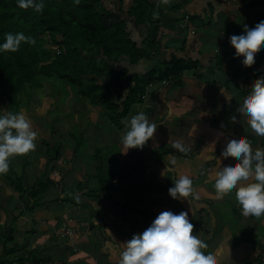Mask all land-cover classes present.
Here are the masks:
<instances>
[{"label":"crops","instance_id":"1","mask_svg":"<svg viewBox=\"0 0 264 264\" xmlns=\"http://www.w3.org/2000/svg\"><path fill=\"white\" fill-rule=\"evenodd\" d=\"M236 1L170 0L164 4L159 0L156 4L163 12L153 19L159 26L156 34L149 28L152 21L132 34L138 41L151 32V37L160 41L152 50L166 53L160 62L172 57L191 60L196 66L184 75L192 77L191 84L201 94L188 92L184 83L171 87L175 94L162 89L167 83L173 86L171 81L151 84L143 101L131 106L119 125L106 116L103 106L71 92L68 96L61 93L66 109L63 116H57V110L53 113L54 109L44 116H32L35 109L32 103L29 105L25 112L39 132L36 148L13 156L9 171L0 174V264H21V259L32 252L39 264H118L126 240L142 232L166 209L176 213L190 210L193 230L206 237V247L217 251L218 264H264V215L261 219L243 215L235 190L217 195L213 179L217 167L214 157L236 159L231 154L226 160L219 153L231 132L228 127L221 131L214 118L234 103L238 91L244 95L252 80L264 75V71L254 70L264 60V43L253 62H248L243 59V50L236 51L228 39L244 26L245 20L254 22L264 15L254 12L260 8V0L253 1L255 4L251 0ZM186 15L189 20L185 22ZM223 16L227 21L220 24L219 17ZM233 19L240 20L234 24ZM172 36L177 38L178 47L161 45L162 39L167 41ZM219 45L223 51H218ZM229 53L235 54L234 60H228ZM215 62L220 65L215 66ZM203 91L206 94L200 96ZM194 96L205 97L206 103L198 105L199 100L191 99ZM85 101L95 109L94 114ZM153 105L158 107L155 116ZM143 108L153 114L149 119L158 125L157 130L143 148L123 153L121 136L126 122L133 111ZM79 111L86 116H77ZM188 111L193 112L191 117L186 115ZM222 117L229 122L227 126L238 122L231 116ZM242 120L243 135L253 148H264L260 146L262 136L250 134L248 118ZM40 123L49 132L44 134ZM81 126L74 134V129ZM172 137L193 150L188 161L184 160L187 150L177 151V156L172 147H167V138ZM180 174L192 178L198 199L192 195L180 200L170 197L168 188ZM62 226L70 228L72 235L59 236L57 231ZM8 249H13L10 255ZM245 256H250L252 262H247Z\"/></svg>","mask_w":264,"mask_h":264},{"label":"trees","instance_id":"2","mask_svg":"<svg viewBox=\"0 0 264 264\" xmlns=\"http://www.w3.org/2000/svg\"><path fill=\"white\" fill-rule=\"evenodd\" d=\"M156 6L152 0H132V7L123 0H45L43 12L37 13L20 8L16 0H0V42L5 33L19 31L36 41L22 42L15 52H0V102H6L9 111H21L26 108L23 103L30 105V92L48 81L55 94L68 96L71 89L103 106L106 116L119 125L129 108L143 101L149 85L180 81L196 66L187 58L160 62L147 57L144 47L151 51L160 43L151 32L140 42L132 38L163 12ZM153 27L154 32L159 28ZM147 60L155 63L141 72L140 65ZM260 146L264 147V136ZM12 252L8 249L7 255ZM24 261L40 262L34 252L21 264Z\"/></svg>","mask_w":264,"mask_h":264},{"label":"clouds","instance_id":"3","mask_svg":"<svg viewBox=\"0 0 264 264\" xmlns=\"http://www.w3.org/2000/svg\"><path fill=\"white\" fill-rule=\"evenodd\" d=\"M16 2L20 8H31L37 13H42L45 8V0ZM161 2L168 4L170 0ZM4 35V41L0 42V52H15L22 42H36L33 36L23 31L7 32ZM228 39L236 51L243 50L244 60L253 61L256 49L264 43V15L257 17L254 22L245 20L244 26L234 30ZM239 110L247 114L252 133L264 136V75L252 80L250 90L243 95L239 104ZM235 118L236 113H233ZM126 124V131L121 136V146L125 149L123 153H127L130 148H143L153 138L158 127L144 111L132 115ZM38 136V130L25 111H0V174L9 171L13 156L35 150ZM174 147L180 151L187 150L181 140L175 141ZM211 147L215 151V143ZM221 152L225 156L234 154L236 159L223 161L217 156L213 178L217 195L222 196L234 189L243 215H264V148H253L248 137L243 134H231L222 145ZM171 163L174 165L175 160ZM168 193L177 200L186 199L190 195L199 198L188 174L176 177ZM193 229L190 210L178 213L163 210L142 232L133 233L126 240L118 264H218L217 251L206 247V237Z\"/></svg>","mask_w":264,"mask_h":264},{"label":"rangeland","instance_id":"4","mask_svg":"<svg viewBox=\"0 0 264 264\" xmlns=\"http://www.w3.org/2000/svg\"><path fill=\"white\" fill-rule=\"evenodd\" d=\"M124 2H127L128 3V6L129 7H132V0H123ZM159 0H152V2L155 4V6H156V2H158ZM252 2L253 1H255V0H251ZM250 1V2H251ZM257 2H259V9L258 10H255L254 12H258L259 11V13H264V0H260V1H257ZM236 3L238 4L239 2H238V0L236 1ZM254 3V2H253ZM103 4L105 5V6H107L108 4L106 3V2H103ZM255 4V3H254ZM158 5H159V3H158ZM256 5H257V3H256ZM251 5H249V7H250ZM108 7H110V8H112L110 5H108ZM252 7V6H251ZM233 10H231V12H232ZM123 16V15H122ZM121 16V17H122ZM254 16V15H253ZM125 17V15L123 16V18ZM223 19V20H222ZM227 19V17L226 16H223V17H219V20H220V24H221V22L223 23V22H225V21H227L226 20ZM240 19H233V21H234V24H237L238 23V21H239ZM152 22H150V24H151V32L153 33V34H156L153 30H154V25L156 24V21H154V20H151ZM154 21V22H153ZM232 21V22H233ZM166 37H170V36H166ZM173 38L172 39H168L167 41H165V40H163L162 39V41H161V45H164V44H166L167 46H169L168 44L170 43V45H174V46H176V47H178L179 46V44H178V40H177V38H175V36H172ZM141 40V39H140ZM140 40H138V42H140ZM142 41V40H141ZM168 43V44H167ZM57 49L58 48H53V50H55L56 52H57ZM261 49V47H258L257 49H256V52L257 51H259ZM144 50H145V52L148 54H150L151 53V58L152 57H155L156 58V60H158L159 61V59L161 60L162 58H164L165 56H166V53H161V54H158V51L159 50H151V52H150V50L148 49V48H146V47H144ZM179 50H181V47L179 48ZM224 49H222L221 47H220V45H219V47H218V51H223ZM162 52V51H161ZM184 52H188V51H184ZM186 56H188L187 54H185ZM190 55V54H189ZM147 56H149V55H147ZM157 56V57H156ZM195 56V55H194ZM227 56V55H226ZM189 57V56H188ZM195 57H197V56H195ZM230 59H235V54H233V53H229V58H228V60H230ZM262 62L261 63H259V65L257 66L258 68H255L254 70H258V71H264V60L262 59L261 60ZM251 62H253V61H251ZM155 62L154 61H144V63H142L141 65H140V67H143V69L141 70V72H143V70H145V69H149V68H151V66L154 64ZM220 63V62H219ZM218 62H215V66H219L220 64H219ZM211 65L213 64V62H211L210 63ZM122 65V64H121ZM120 65V66H121ZM123 65H125V64H123ZM229 66H230V68H231V70H233L234 68L232 67V64H229ZM192 77H190L189 75H184V77H182L181 78V80L180 81H176V82H172L174 85L173 86H171L170 85V83H167L166 85H165V87L163 86L162 87V89H165L167 92H168V94H170V93H172V94H175V93H173L172 91V88L171 87H179V85H181V84H185V86L186 87H188L190 90H187L188 92H193V93H195V91H196V93L198 94L199 93V88H195V85L193 84H191V81H192V79H191ZM164 85V84H163ZM191 85H192V87H191ZM64 86L68 89L69 87H70V85L68 84V83H66L65 82V84H64ZM53 89L54 88H52V85L50 84V82H48V81H43V83H42V87H40V88H34L31 92H30V95H28V97H29V101H28V103H32L33 104V106H34V109H35V112H34V114L32 115V116H40V115H42V116H44V115H46V114H50L49 112H51L53 109H54V112L53 113H55V110H57L56 111V113H57V116H63V113H62V111H66V109L64 108V104H62L64 101H62V94L60 93V95H58V94H55L54 92H53ZM178 90V89H177ZM201 90V89H200ZM203 90V89H202ZM247 90H250V88L248 87V89ZM206 91V90H205ZM208 91H209V93H210V90L208 89ZM69 92H71V89L69 90ZM207 92V91H206ZM206 92H204L203 91V93H202V95H200V96H203V95H205L206 94ZM32 93V94H31ZM72 93V92H71ZM190 94V93H189ZM199 94H201V93H199ZM62 95V96H61ZM71 95V94H70ZM193 95V94H192ZM207 95H208V92H207ZM243 95L242 94H239V91H238V93H237V95H235L234 96V103H232V102H230L229 104H228V106H226L225 107V111L220 115V116H215V118H214V120H215V125L217 124L218 125V128H221L220 130L221 131H223V129H225V128H229L230 129V132H231V134H243V130H244V127H243V118L245 117V118H248V116H247V114L246 113H244V112H242V111H240L239 110V101L241 102L242 101V99H241V97H242ZM195 96L192 98L191 97V99H194L195 100ZM205 97H203V99L201 98V97H199V99H197V100H199V102H197V104L198 105H204V103H206L205 102V99H204ZM239 99H241V100H239ZM23 100L25 101V99L23 98ZM64 100V99H63ZM212 100V107H213V105H214V97L211 99ZM65 102H68V98H65ZM57 103V104H56ZM85 104L87 105V107L88 108H91V112H92V114H94L93 112H95L94 110L95 109H92V107H90V104L88 103V101H85ZM57 105V106H56ZM155 105V104H154ZM153 105V106H154ZM207 105H209V104H207ZM136 106V105H135ZM135 106H134V109H135ZM185 106H188L187 104L185 105ZM26 107V108H25ZM28 107V108H27ZM22 108H25V109H22L23 111H27L28 112V109H29V105L27 106V103H23V107ZM157 109H158V107L157 106H154V109H153V113H154V115L153 114H151L150 115V112L148 111V109H141V111H144V112H147V114H148V116H155L156 114H159V113H157L156 111H157ZM202 109L203 110H205L206 109V106H204V107H202ZM5 110H7V111H9V108H8V105L6 104V102H4V101H2V103L0 102V111H5ZM139 110L140 109H136L135 111H133V113L134 114H136L137 112H139ZM179 110V109H178ZM177 110V111H178ZM103 111V110H102ZM97 112H98V110H97ZM96 112V113H97ZM192 111H188V113L186 112V115H189L188 117H191L190 115H192ZM233 113H236V120L238 121L237 122V124L235 125V123L233 122L232 123V125H234V126H227V124L229 123L227 120H225L222 116H231V118H233ZM28 116H29V114H28ZM77 116H86L85 114H83L81 111H79V113L77 114ZM131 116H132V114H131ZM186 117V116H185ZM197 117V116H196ZM176 118V117H175ZM179 117H177L176 119H178ZM122 122H118V124H121ZM194 123V122H193ZM42 129H43V132H44V134L46 133V132H49V130H48V128L46 127V125H41V123L40 124H38ZM81 128H83V126H81L80 128L79 127H76L75 129H74V134H76V133H78L79 132V130L81 129ZM224 132V131H223ZM230 134V135H231ZM250 138L252 137V136H249ZM78 137L77 136H74V139H76V140H78L77 139ZM261 138V137H260ZM199 139H201V138H199ZM256 141L255 142H257L259 139H255ZM173 141H175V139H173V137L171 138V139H169V138H167V147H172L171 149L173 150V152L175 151V155H177V156H179L178 154V152L177 151H179L177 148H175L174 147V145H172V142ZM251 142V141H250ZM259 145V144H258ZM166 147V148H167ZM168 151V150H167ZM193 154V150L190 148V147H188L187 148V155L188 156H186L185 158H184V160L185 161H188L189 159H190V156ZM219 153H221V151L219 152ZM205 157H207V154L206 155H204ZM216 156H217V154H216ZM230 157H231V154H229L228 155V157L226 156V160H229L230 159ZM216 157H214L213 158V160H216L217 161V159H215ZM235 158V157H234ZM224 159V158H223ZM210 160V159H209ZM171 181H172V179H170L168 182L169 183H171ZM172 183H173V181H172ZM171 183V184H172ZM170 184V185H171ZM260 219H261V217H260ZM66 227V226H65ZM66 228H68V227H66ZM68 231H70L71 232V235H72V231H71V229L70 228H68ZM261 231V230H260ZM244 258H246V260H247V262H252V260H251V257L249 256V257H244Z\"/></svg>","mask_w":264,"mask_h":264},{"label":"built area","instance_id":"5","mask_svg":"<svg viewBox=\"0 0 264 264\" xmlns=\"http://www.w3.org/2000/svg\"><path fill=\"white\" fill-rule=\"evenodd\" d=\"M187 20H189V16L186 15L184 17V21L186 22ZM191 34H194V32L191 30ZM58 235L61 236L62 238H66L69 237L71 235V232L68 231V228H66L65 226H62L61 228H59V230L57 231Z\"/></svg>","mask_w":264,"mask_h":264},{"label":"water","instance_id":"6","mask_svg":"<svg viewBox=\"0 0 264 264\" xmlns=\"http://www.w3.org/2000/svg\"><path fill=\"white\" fill-rule=\"evenodd\" d=\"M250 130H251V129H250ZM250 134H252V135H254V136L256 135V134L252 133V131L250 132Z\"/></svg>","mask_w":264,"mask_h":264}]
</instances>
